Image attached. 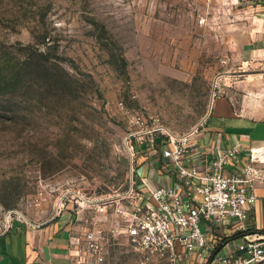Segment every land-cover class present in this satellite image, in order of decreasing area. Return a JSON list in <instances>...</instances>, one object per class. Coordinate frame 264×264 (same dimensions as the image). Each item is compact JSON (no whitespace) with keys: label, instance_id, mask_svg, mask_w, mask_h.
I'll list each match as a JSON object with an SVG mask.
<instances>
[{"label":"rangeland","instance_id":"374dc122","mask_svg":"<svg viewBox=\"0 0 264 264\" xmlns=\"http://www.w3.org/2000/svg\"><path fill=\"white\" fill-rule=\"evenodd\" d=\"M255 22L237 0H0V227L68 207L103 235L101 253L75 264H142L111 209L73 197L129 189L135 117L185 135L214 98L242 94Z\"/></svg>","mask_w":264,"mask_h":264},{"label":"built area","instance_id":"2783aa9c","mask_svg":"<svg viewBox=\"0 0 264 264\" xmlns=\"http://www.w3.org/2000/svg\"><path fill=\"white\" fill-rule=\"evenodd\" d=\"M132 124L136 130L127 139L129 189L96 202L75 196L77 205L82 206L79 201L88 203V208L102 216H109L111 209V218L122 225L131 245L143 255L142 264H181L183 259L195 264H264V232L250 226V211L257 202L255 185L264 181V146L248 149L246 166L239 174L226 171L240 162L241 143L220 152L201 173L187 164L192 133L175 135L156 121L149 126L142 117H135ZM137 146L145 147L143 155L154 153L171 164L181 186L146 190L140 185ZM69 192L66 188L61 195L63 208ZM13 225L10 217L0 227V235L10 232ZM74 245L75 261L96 257L103 249L102 232L82 230Z\"/></svg>","mask_w":264,"mask_h":264},{"label":"crops","instance_id":"0c3cea01","mask_svg":"<svg viewBox=\"0 0 264 264\" xmlns=\"http://www.w3.org/2000/svg\"><path fill=\"white\" fill-rule=\"evenodd\" d=\"M237 3L252 11L256 20L251 43L240 53L241 72L252 74L236 83L242 94L228 89L214 98L208 116L187 133L193 135L187 164L201 173L220 152L241 143L240 162L226 171L239 174L246 166L248 149L264 146V0H237ZM144 158L137 172H140L138 183L146 190L181 186L173 166L162 157L148 153ZM255 194L257 202L250 211V226L254 231L264 232V181L256 183ZM79 221L78 212L68 207L42 224L14 221L11 231L0 235V264H75L74 243L82 232ZM181 264L195 263L183 259Z\"/></svg>","mask_w":264,"mask_h":264}]
</instances>
